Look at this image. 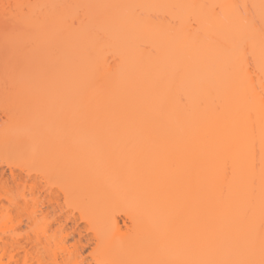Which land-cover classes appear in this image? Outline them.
Returning <instances> with one entry per match:
<instances>
[{
    "label": "bare ground",
    "instance_id": "bare-ground-1",
    "mask_svg": "<svg viewBox=\"0 0 264 264\" xmlns=\"http://www.w3.org/2000/svg\"><path fill=\"white\" fill-rule=\"evenodd\" d=\"M6 29L16 34L0 39L1 195L12 185L23 198L24 190L40 194L38 185L55 166L66 179L69 111L56 106L52 121L47 94L76 84L93 112L87 122L120 121L131 134L170 132L173 171L157 163L155 171L181 178L175 227L186 233L191 264H264V0H36L26 10L1 7L0 31ZM16 158L22 161L13 164ZM43 164L50 166L46 173L32 170ZM160 189L149 187L145 196L159 218L174 209ZM114 191L109 200L119 198ZM52 192L29 200L54 211ZM11 206L0 216L18 223L36 211L27 201ZM62 239L51 248L36 238L34 264L51 257L62 264L59 253L77 256L82 241L67 246ZM155 239L143 233L133 240L151 242L158 253L162 243ZM22 246L5 247L7 260ZM46 247L53 251L42 260Z\"/></svg>",
    "mask_w": 264,
    "mask_h": 264
},
{
    "label": "rangeland",
    "instance_id": "rangeland-1",
    "mask_svg": "<svg viewBox=\"0 0 264 264\" xmlns=\"http://www.w3.org/2000/svg\"><path fill=\"white\" fill-rule=\"evenodd\" d=\"M31 6H36V0L0 1V8L6 9L26 10ZM41 7L45 8L47 4ZM15 34L14 29H6L0 31V39H12ZM80 90L76 84H71L65 92H59L57 89L47 94V96H52L50 99L53 101L49 104L53 108L52 121L56 120L58 106L62 105L69 111L67 127L70 129V135L66 154L69 167L66 179L62 180L59 177V168L55 166L48 174V181L38 185L39 192L37 193H40L38 195L36 192L32 195L28 190H24L22 192L25 198H23L20 194V187H14L15 185H12L7 195H1L2 191L0 192V211L10 205H22L26 201L29 209L34 207L36 209L31 217L23 215L20 223L17 218L7 220L0 216L2 262L22 264V255L25 256L28 250L30 253L26 255V258L30 260L28 263L34 264L33 257L36 258L38 253L34 255L31 251L36 250V247H33L36 238L43 245L46 244L52 248L56 246V243L61 245L62 242L57 239H62L61 237L65 235L62 241L67 246L73 243L75 238L80 239H76L77 244L79 240L85 245L78 244L81 249L79 248L78 255L74 257H62L60 253L57 254L59 256L56 260L62 264H97L99 262L105 264H191V250L185 246L186 233L180 229L181 227L178 229L175 227L176 209L184 196L180 195L178 185L181 178L179 175H174L175 173L165 178L162 177L163 174L155 171V163L162 171L171 173L173 171L175 144L169 136L170 132L155 136L149 128H146L131 134L127 131V127L121 125L120 121L97 123L89 119L87 122L86 118L93 116V112H90L91 108ZM42 138L39 137L36 143L41 142ZM153 147H159L158 152L151 153L149 149ZM21 161V158H16L13 164ZM49 168L47 164L34 165L32 170L46 173ZM2 169L5 174H8L6 167ZM154 185L162 189H160L162 196L168 206L171 208V204L174 205V211L172 210L170 214H163L160 218L157 217L156 211L148 210L145 199L146 189ZM114 189L119 192L120 196L117 193L119 198L112 201L109 200L110 196L107 193L110 190L115 192ZM50 190L53 191L52 201L57 202L54 204V206L57 204L54 211L46 205L36 202L34 204L30 201V197L34 196H37L36 201L43 200L45 193ZM103 198L108 202H105L107 200ZM38 205L40 208H36ZM12 206L11 211H13ZM55 217L58 218L57 222L53 220ZM64 218H69L70 221ZM113 218L117 221L118 226L116 227L112 222ZM150 227L151 230H149ZM108 233H115V237L110 241L85 242L92 235H107ZM143 233L153 234L155 240L162 243L159 247L160 252L152 251L151 242L139 245V241L133 240L135 236ZM11 243L14 245L16 243L17 246L18 244L23 245V250L26 251L23 253V250L18 248L14 259L10 261L7 260L9 250H5V247ZM38 243L37 245H40V242ZM49 248H47L48 251H43V254L45 252L48 254L51 250ZM45 254L42 260H48L51 257ZM51 258H49L50 262H52ZM46 260L45 263L48 262Z\"/></svg>",
    "mask_w": 264,
    "mask_h": 264
}]
</instances>
